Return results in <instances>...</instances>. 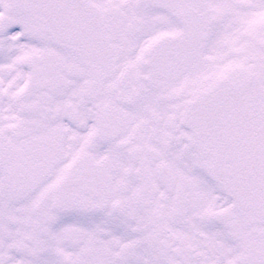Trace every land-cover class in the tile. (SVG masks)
<instances>
[{
	"label": "snow or ice",
	"instance_id": "6c2138e0",
	"mask_svg": "<svg viewBox=\"0 0 264 264\" xmlns=\"http://www.w3.org/2000/svg\"><path fill=\"white\" fill-rule=\"evenodd\" d=\"M0 264H264V0H0Z\"/></svg>",
	"mask_w": 264,
	"mask_h": 264
}]
</instances>
